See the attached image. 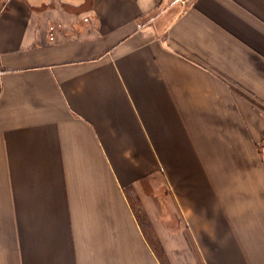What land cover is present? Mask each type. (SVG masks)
<instances>
[{"label":"crops","instance_id":"0c3cea01","mask_svg":"<svg viewBox=\"0 0 264 264\" xmlns=\"http://www.w3.org/2000/svg\"><path fill=\"white\" fill-rule=\"evenodd\" d=\"M263 144L264 0H0V264H264Z\"/></svg>","mask_w":264,"mask_h":264},{"label":"trees","instance_id":"16d2710c","mask_svg":"<svg viewBox=\"0 0 264 264\" xmlns=\"http://www.w3.org/2000/svg\"><path fill=\"white\" fill-rule=\"evenodd\" d=\"M142 224H143V229L148 237V239L153 242V245H154V248L158 254V256L160 257V259H162V261L164 260L165 261V256H164V253L162 251V248L161 246L159 245V243L156 241V238H155V233L154 231L152 230L150 224L148 223L147 219L145 216L142 217Z\"/></svg>","mask_w":264,"mask_h":264},{"label":"rangeland","instance_id":"374dc122","mask_svg":"<svg viewBox=\"0 0 264 264\" xmlns=\"http://www.w3.org/2000/svg\"><path fill=\"white\" fill-rule=\"evenodd\" d=\"M261 152H262L263 157H264V144L261 146ZM130 199H131L132 203H133V200L135 201V199L132 198L131 196H130ZM134 209L136 210V213H137L139 216H142V214L139 213L138 204L136 205V203H134Z\"/></svg>","mask_w":264,"mask_h":264}]
</instances>
